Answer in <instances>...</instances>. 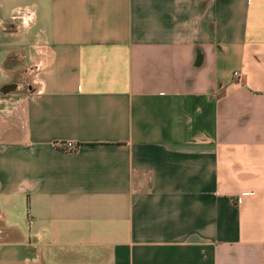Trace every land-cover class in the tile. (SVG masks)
<instances>
[{
	"label": "crops",
	"instance_id": "1",
	"mask_svg": "<svg viewBox=\"0 0 264 264\" xmlns=\"http://www.w3.org/2000/svg\"><path fill=\"white\" fill-rule=\"evenodd\" d=\"M0 264H264V0H0Z\"/></svg>",
	"mask_w": 264,
	"mask_h": 264
},
{
	"label": "built area",
	"instance_id": "2",
	"mask_svg": "<svg viewBox=\"0 0 264 264\" xmlns=\"http://www.w3.org/2000/svg\"><path fill=\"white\" fill-rule=\"evenodd\" d=\"M234 78L237 80V81H240V73L239 72H234L233 74ZM73 144L71 143H68L67 144V147H72Z\"/></svg>",
	"mask_w": 264,
	"mask_h": 264
}]
</instances>
